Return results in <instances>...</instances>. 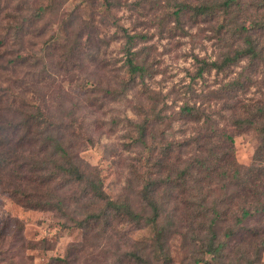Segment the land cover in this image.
Masks as SVG:
<instances>
[{
  "label": "rangeland",
  "instance_id": "374dc122",
  "mask_svg": "<svg viewBox=\"0 0 264 264\" xmlns=\"http://www.w3.org/2000/svg\"><path fill=\"white\" fill-rule=\"evenodd\" d=\"M257 2L264 1L244 0L241 21L263 16L264 6L254 5ZM176 3L4 0L0 13V107L45 109L78 159L97 169L108 195L128 198L145 216L152 213L141 194L146 182L176 177V152L170 146L203 132V123L181 115L187 103L227 115L225 121L219 119L234 138L239 162L249 163L260 143L254 131L227 124L242 112L229 108L232 92L213 97L232 82L242 81L244 87L252 81L240 94L243 102L264 101V35L260 59L243 57L223 71L213 68L196 76L197 57L222 61L229 50L225 45L234 40L219 34L222 17L176 19ZM127 32L144 36L134 45L148 67L144 78L129 71ZM144 123H150L146 143L139 140ZM165 151L170 159L159 165ZM192 153V148L186 150L182 161H189ZM188 187L181 195L194 201L199 192L193 181ZM166 190L170 184H162L157 196L163 208L159 223L170 227L163 242L170 262L162 263L154 257L149 225L109 215L85 231L57 211L22 206L0 187V231L5 228L6 233L0 241V264H142L137 255L152 264H210V255L201 252L207 229L194 219L191 205L175 198L167 201ZM216 190L222 192L221 186ZM89 205L90 211L103 212L102 203ZM80 211L82 216L88 213ZM202 257L207 262L200 261Z\"/></svg>",
  "mask_w": 264,
  "mask_h": 264
},
{
  "label": "trees",
  "instance_id": "16d2710c",
  "mask_svg": "<svg viewBox=\"0 0 264 264\" xmlns=\"http://www.w3.org/2000/svg\"><path fill=\"white\" fill-rule=\"evenodd\" d=\"M3 2L0 0V13ZM243 3L244 0H177L174 10L176 19L184 16L193 20L198 17H222L219 34L224 33L234 40L233 44L225 45L229 50L222 61L197 57L199 65L196 76L202 77L213 68L223 71L243 57H250L253 61L261 58L264 14L260 18L241 21ZM262 4L264 6V2ZM262 4L254 3L258 7ZM39 10L43 13L42 8ZM126 36L125 53L129 71L132 76L144 78L148 67L134 49L136 40L144 36L129 32ZM250 84L252 81L243 87L242 81L232 82L217 89L213 97H224L225 92H232L229 108L232 112L241 109L242 112L235 115L236 118L232 116L227 124L244 131L252 130L260 137L250 162L242 163L236 158L234 138L219 119L222 117L225 121L227 115L216 109L209 112L187 103L181 115L192 122L203 123V132L188 141L177 143L176 147L174 144L170 146L169 150L176 152L172 161L177 164L174 169L176 177L151 178L146 182L141 194L152 210L149 216L136 211L128 198H111L97 169L78 159L72 143L66 141L60 127L40 107L34 111L15 104L0 107V187L22 206L57 211L85 231L109 215L149 225L154 230V257L168 263L170 255L165 253L163 242L170 235V227L159 223L163 208L157 196L162 184H170L171 190H166L164 198L167 201L175 198L180 204L191 205L194 219L200 220L199 225L207 229L208 235L202 243L201 252L210 255V264H263L264 101L243 102L240 94H244ZM211 96L207 98L210 100ZM149 125L144 123L139 128V140L144 143ZM189 148L193 153L189 161L184 162L183 153ZM164 154L159 165L170 159L167 151ZM190 181L199 192L194 201L181 195L189 189ZM220 186L222 192L219 194L216 189ZM77 187H81L80 192L76 190ZM93 202L102 203L103 212L90 211L93 205L89 204ZM72 206L75 207L73 210ZM80 208L88 210V213L82 216ZM18 229L21 230L20 227ZM5 236L3 228L0 241ZM2 252L0 249V255ZM137 257L142 264H152L148 258ZM206 258L202 257L200 261L207 262ZM59 260L64 261V258Z\"/></svg>",
  "mask_w": 264,
  "mask_h": 264
}]
</instances>
